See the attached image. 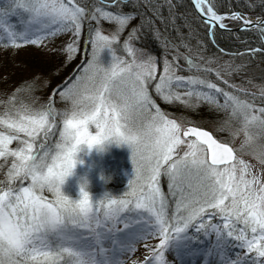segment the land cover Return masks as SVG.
<instances>
[{"label":"snow or ice","instance_id":"snow-or-ice-1","mask_svg":"<svg viewBox=\"0 0 264 264\" xmlns=\"http://www.w3.org/2000/svg\"><path fill=\"white\" fill-rule=\"evenodd\" d=\"M190 3L213 42L217 29L232 31L226 20L237 21L240 31L254 29L259 38L260 46L248 54L264 55V15L253 21L241 12L220 13L216 0ZM128 4L140 7L139 0H6L0 6L4 48L41 46L71 33L64 46L71 60L87 24L80 74L62 91L53 90L40 108L17 105L13 95L0 114V158H11L0 182V264H125L121 257L140 243L149 253L143 264H171L168 252L179 264H198L200 258L202 264H264V173L255 174V165L238 158L211 131L169 118L153 97L223 112L227 118L219 131L228 129L233 138L242 133L241 151L247 149L264 169V86L257 94L230 83L224 72L231 75L240 66L221 70L211 59L196 62L179 51L187 45L166 38L160 41L162 59L145 53L134 43L143 23L121 44V34L135 19V13L124 11ZM145 6L158 19L162 9L171 15L176 7L172 0H145ZM247 6L264 12V0ZM13 16L20 18L21 30L9 22ZM103 22L116 26L111 35L103 34ZM105 49L111 55L107 67L100 60ZM213 74L225 87L209 78ZM56 95L69 103L62 112L54 107ZM58 116L62 128L52 146L48 141ZM110 139L131 150L127 191L93 200L81 186L79 199L65 196L61 186L81 146L91 149ZM13 141L19 142L15 149L9 147ZM161 177L167 179L166 192ZM151 239L159 243L148 244Z\"/></svg>","mask_w":264,"mask_h":264},{"label":"rangeland","instance_id":"rangeland-1","mask_svg":"<svg viewBox=\"0 0 264 264\" xmlns=\"http://www.w3.org/2000/svg\"><path fill=\"white\" fill-rule=\"evenodd\" d=\"M6 3V0H0V6H3ZM12 25L15 26L17 30H21L22 25L20 24V18L18 17H11L9 21ZM231 28H237L240 25V22L237 21H226ZM115 25L109 22H103L102 24V31L104 35H111L112 32L115 30ZM133 28H136V25L129 22L128 26L125 28L123 33L121 34L120 40L121 44L122 41L127 38L128 33L132 31ZM87 38V24H85L84 29L82 30L80 44L77 46L78 51L74 54L71 60L68 59V55L66 51H64V46L68 41L72 39L71 33L61 34L55 38L46 40L43 45L36 46V45H23L20 48H13L12 51V60H10V66H12L13 71H17L19 75L24 76V80H27L30 84L26 87L23 91V96L17 99V89L14 91L13 95L16 97L17 105L24 103L31 105L33 108L38 109L42 104H45L49 97L52 95L53 90H57V92L62 91L64 87H66V83H71L72 80L75 79L77 75L80 74V66L86 60L87 55L86 52L83 50V41ZM135 46L138 49L140 48L136 42ZM62 47L63 51L65 52L67 63L70 64L74 62L73 73L68 74L62 77L63 72L57 75L47 76L43 71L36 68L29 59H27L28 55L26 54L27 50L30 48L36 49V51L44 52L43 54H47L52 52L54 48ZM90 47V46H89ZM145 53L152 54L150 51L143 49ZM36 53V52H35ZM38 54V53H36ZM118 54H123L119 53ZM35 55V54H32ZM39 55V54H38ZM140 55V53H137ZM154 55V54H152ZM40 56V55H39ZM45 56V55H43ZM50 59V57H46ZM162 59V58H161ZM170 59V58H169ZM101 63L107 67L111 62V55L107 49H105L101 53L100 57ZM182 74V73H181ZM189 74V73H188ZM17 76V75H16ZM58 78H61L59 81H56ZM231 83V79L225 78ZM262 81V79H261ZM258 83L254 81L250 88L247 86L243 87L247 89L251 93L259 92V88L264 86V82ZM15 82L13 83V85ZM219 86L225 87L222 83H218ZM12 88V87H11ZM10 88V90H11ZM29 88L31 89L29 91ZM14 89V88H13ZM12 89V90H13ZM181 91H183L181 89ZM154 99H156L157 104L161 108L163 112H165L169 118L176 119L181 123L188 124L189 121L192 122V125L199 126L204 128L208 131H211L217 139L221 140L222 142H227L230 144L231 147L236 151V155L238 158H242L245 161H248L250 164L255 165L254 173L261 174L264 173V169L260 167L259 164L252 158L250 154H248V150L245 149L241 151V145L244 141V136L241 133L239 136L233 138L230 135V130L225 129L224 131H219V127L222 121H224L227 117L223 112L220 113V117L212 118L210 115L212 114L211 110L209 112L201 111V107L197 108H186L181 106L178 102L174 105L167 104L156 97L153 93ZM243 98V97H242ZM35 101V103H34ZM223 100L221 99V103ZM259 103V101H257ZM6 102L0 100V114H2L5 110ZM54 107L58 112H62L69 107V103L67 101L61 100L59 95H56L54 98ZM216 111V110H215ZM238 127V125H235ZM62 128V122L60 117L56 118V128L53 129V133L50 134L49 138V145L54 146L57 140L59 139V131ZM93 134L95 133V129H91ZM234 130V128L232 129ZM22 135V134H21ZM37 148L39 146L40 141L37 142ZM19 146L18 141H13V143L9 146L12 149H15ZM84 148V151L78 154V159L82 160L83 164H77L74 175L68 177L65 183L61 186V191L70 199L76 200L79 199L80 195V182L82 180H87V189L86 191L89 192L91 198L93 200H98L104 196L105 193H109L113 197L121 196L125 191H127L128 181L133 176V165L131 163V150L127 145H122L117 147L115 145L108 146L107 150L102 154L97 153L95 149L89 150L86 146H81ZM11 165V158L8 159L7 162L4 161L3 158H0V182L5 181L6 173L8 168ZM19 183V182H17ZM27 181L25 182V186H27ZM3 185L0 184V188ZM161 187L166 192L167 191V179L166 177H161ZM46 196L51 199L50 193H45ZM218 222V221H214ZM122 227V225H121ZM203 240L204 237L201 236ZM212 241H215V237L213 236ZM150 245H156L159 243L158 240L151 239L147 241ZM108 246V245H106ZM202 245V247H206ZM232 254L237 251H241L239 249H232ZM149 255L147 249L144 246V243H140L136 245V250L133 253L126 254L121 257L125 261V264H143L145 256ZM241 255L243 252L241 251ZM168 260L171 264H179L178 261L175 259V255L172 252L166 253ZM198 264H202V258L198 259Z\"/></svg>","mask_w":264,"mask_h":264},{"label":"trees","instance_id":"trees-1","mask_svg":"<svg viewBox=\"0 0 264 264\" xmlns=\"http://www.w3.org/2000/svg\"><path fill=\"white\" fill-rule=\"evenodd\" d=\"M139 2L140 7L134 8L131 4H128L124 7V11L135 13V19L131 21L136 25V28L142 23L144 24V27L138 33L140 39L135 41L140 48L150 51L161 59L163 58V49L160 41L166 38L172 45H187V47H179V51L184 55L191 56L196 62H202L199 57H203L205 61L211 59L214 61L212 67L220 68L221 70L227 65H231L233 69L240 66L239 70L232 72L231 75L227 71L224 72L223 78L231 79V83L250 88L254 81L260 83L262 79L261 82H264V55L260 53L255 56L248 54L250 48L260 46L259 38L254 29L247 32H225L217 29L213 42V39L207 35L206 29L196 19L190 0H172L176 7L173 8L171 15L167 7L162 9L163 19H158L153 15L145 6V0H139ZM157 2L162 3L163 0H152V3ZM216 3L218 11L222 14L231 10L249 14L254 18L264 15L260 7L250 9L247 6L249 4L258 5L259 0H216ZM141 13L143 14V20ZM149 20L152 21L151 24L148 23ZM157 31L160 34L159 41L156 38ZM12 51V47L4 48L0 45V100L3 102H7L16 89L19 94L17 99H19L30 84L22 78L24 76L12 70V66H10ZM28 53L31 55H28L27 59L39 70L44 73L48 72L45 74L47 76H59L63 72L62 77H64L73 73L74 62L66 64L67 58L62 47H56L47 54L30 48L26 54ZM236 53H243V55H236ZM46 57H50V59ZM168 58L171 59L172 55H169ZM180 63L184 65L183 60ZM184 66L186 67V65ZM182 74L187 75L188 73ZM209 78L214 82L221 83L216 81L214 74ZM60 79L58 78L56 81ZM14 82L15 84L13 85ZM200 107L201 111H210L207 104H201ZM211 112L210 116L212 118L220 117V113L217 111L211 110Z\"/></svg>","mask_w":264,"mask_h":264},{"label":"clouds","instance_id":"clouds-1","mask_svg":"<svg viewBox=\"0 0 264 264\" xmlns=\"http://www.w3.org/2000/svg\"><path fill=\"white\" fill-rule=\"evenodd\" d=\"M110 145H115L117 147L122 146V144H120L119 142H117L115 139H110V140L103 141L102 143L95 145L91 149H88V147L86 145L85 146L87 147V149L89 150V152L91 150L95 149L97 153L102 154L103 152H105L107 150L108 146H110ZM83 151H84V148L81 147L79 149V151L75 154L74 159H75L76 163H75L74 167L70 170L69 174L65 177L64 183H65V181H66V179L68 177H71V176L74 175V170H75L77 164H83L84 163L82 160L78 159V154L81 153V152H83ZM87 184H88L87 180H82L80 182V187L83 186L84 189L86 190L87 189Z\"/></svg>","mask_w":264,"mask_h":264},{"label":"water","instance_id":"water-1","mask_svg":"<svg viewBox=\"0 0 264 264\" xmlns=\"http://www.w3.org/2000/svg\"><path fill=\"white\" fill-rule=\"evenodd\" d=\"M193 7V6H192ZM244 14V13H243ZM244 16H246L247 18H249V19H251V20H253V21H255L256 20V18H253L252 16H250L249 14H244ZM240 27L241 26H239V27H237V28H231L232 29V31L231 32H239L240 31ZM220 30V29H219ZM221 31H224V30H221ZM225 32H228V31H225Z\"/></svg>","mask_w":264,"mask_h":264}]
</instances>
